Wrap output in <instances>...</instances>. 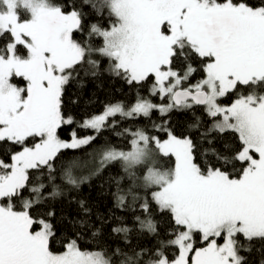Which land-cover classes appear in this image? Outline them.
<instances>
[{
    "label": "snow or ice",
    "instance_id": "1",
    "mask_svg": "<svg viewBox=\"0 0 264 264\" xmlns=\"http://www.w3.org/2000/svg\"><path fill=\"white\" fill-rule=\"evenodd\" d=\"M92 7L107 9V27L91 24L86 29V14L76 0H0V144L18 148L8 150L7 162L0 159V202L7 201L0 203V264H249L247 254L254 249L264 256V0H102ZM85 30L102 37V47L73 38ZM94 53L107 57L108 71L129 85L142 86L154 78L149 96L167 103L137 93L130 106L109 103L82 122L66 115L65 86L78 78L85 63L96 75L101 62L91 59ZM198 58L207 62L203 77L193 84ZM17 78L20 84L13 82ZM233 93L238 94L230 104L218 102ZM199 107L202 115L189 125L199 141L191 131L177 135L164 120L153 125L159 134L124 128L116 135L130 136V147L106 142L99 153L101 168L121 164L130 183L124 191L117 181V207H128L126 198L138 204L145 215L135 217L141 229L159 235L153 211L168 214L174 258L158 252L144 261L140 252L127 254L119 246L111 255L99 246L81 250L80 237L97 238L107 223L99 214L93 220L84 200L77 217H61L71 230L64 250H50L58 236L52 223L56 212L50 209L36 220L30 209L62 195V186L54 181L55 163L64 150L90 147L122 120ZM74 124L68 139L61 138L58 130ZM78 130L91 134L82 136ZM229 131L238 134L239 143L215 147L213 134ZM204 143L208 147L199 152ZM169 156L175 158L174 167H159L158 159ZM80 159L72 158L63 169L61 179L69 191L87 179L73 174L87 164ZM30 170L39 173V183L28 188ZM48 185L52 191L46 193ZM25 189L34 196L17 211L13 201ZM34 225L38 230L33 231ZM131 231L127 226L111 229L126 241ZM196 235L203 247L195 246Z\"/></svg>",
    "mask_w": 264,
    "mask_h": 264
},
{
    "label": "trees",
    "instance_id": "2",
    "mask_svg": "<svg viewBox=\"0 0 264 264\" xmlns=\"http://www.w3.org/2000/svg\"><path fill=\"white\" fill-rule=\"evenodd\" d=\"M92 3L100 4L102 0H89L85 3L84 0H76V5L81 8L86 14L84 20L85 28L91 24H99L101 27H107L110 23L109 14L107 9H96L92 7ZM26 17V16H25ZM114 19V18H113ZM74 39L78 42L87 41L93 48H99L103 45V38L99 36H89L87 30L84 32H75ZM91 59L100 61L99 71L95 76L92 75V69L87 63L77 70L78 78H74L65 86L63 100V111L66 115H72L77 121L84 119L85 115H91L100 112L105 105L109 103L123 102L127 105L132 104L137 96V93L145 97H150L148 89L151 87L154 78H149L142 86L129 85L125 80L116 77L113 73L108 71L110 64L107 57L101 56L99 53H94ZM198 58L194 63V67L197 71L190 78V83H195L203 77L202 67L203 63ZM77 73H74V77H77ZM13 82L20 84L21 81L17 78ZM239 91H243L242 89ZM238 93L229 94L226 97L219 98L218 102L221 104H229L236 98ZM154 101H159L161 98L159 96L150 97ZM167 102V100H162ZM203 108H194L190 111H173L169 115L161 116L158 111H153L150 117H137L135 120L121 121L120 125L115 128L114 131L105 130L99 137L94 141L90 147H85L81 150H64L63 154L60 156L55 163L56 179L55 184L62 186V195L54 199L49 198L45 202L35 205L30 209V215L34 219L39 220L41 216L54 209L56 212L55 219L52 223L58 232L57 239L50 243V250L54 253H60L64 250L63 244L65 243V237L71 238V230L69 229L66 222H61V217L74 218L77 217L79 209V201H86L87 206L91 209L92 218L95 220L96 216L102 215L107 218V223L103 227L102 233L97 237L93 238L89 235H82L78 241L81 250L84 251H94L98 250L99 247L109 249V255H111V250L116 247H120L122 252L131 254L132 250L141 253V259L144 261L153 258L158 252H163L170 259L174 258L176 254V249L168 244V241L172 239L170 235L171 229L168 227L169 217L168 214L160 215L158 212L153 211V218L158 223L159 235L150 234L146 229H141L139 222L135 220L136 216H140L141 219L145 218V215L139 209L138 204L132 205L130 198H126V203L129 205L125 208L117 207V201L115 194L117 193V181H119L120 188L124 191L127 190L130 181L127 175L124 173L121 164L115 162L112 164L105 165L101 168L100 165V155L99 153L106 146V142H111V144L125 147L126 145L130 147L128 142L130 141V136L116 135L117 132H121L124 128L130 129H147L151 134H159L153 128L154 124H160L164 120L170 121L171 128L176 132L177 135H188L191 131L189 125L196 122V117L201 116ZM116 119H120L117 117ZM207 119V118H205ZM207 126V125H206ZM76 128V125L72 127L62 126L58 130V134L63 139H68V133ZM204 129L202 128L201 131ZM79 134L86 136L91 134L90 131L78 130ZM192 138L199 141V134L195 131H191ZM216 137L215 147L222 148L224 145L229 147L238 144V134L229 131L227 134H213ZM210 139L213 137H209ZM31 143V141H30ZM208 147L207 143L201 144L199 152H203L204 148ZM18 150L10 143L0 144V159L9 160L10 152ZM91 154V155H89ZM80 157V163L87 161L85 167H78L73 170V174L77 177H87V179L80 185L79 188H72L70 191L67 186L64 185V181L61 179L63 169L67 166L68 162L74 158ZM201 159L198 153V160ZM174 157H163L158 159L157 164L161 168H171L174 167ZM97 169H100L98 174ZM231 170V169H229ZM46 171V170H45ZM39 173L35 170H30V176L32 181L29 183L28 188L34 186V184L39 183L36 177ZM139 175V172H137ZM45 183H47L45 181ZM47 192L52 191V186L48 185ZM120 194H123L121 192ZM34 194L30 193L28 189H25L23 195L20 199L13 201L15 210H22V203L24 199L33 198ZM0 203L6 204L7 201ZM117 226H127L132 231L129 233L127 241L125 240L124 234H113L111 229ZM38 230L34 225L33 231ZM196 240L195 246L204 245L199 241V236H194ZM125 244H130V247H126ZM139 245L140 247H136ZM259 242H256V248H260ZM144 249L141 252V249ZM150 250V251H149ZM245 255L246 253H241ZM248 255L249 264H259V260L264 258L259 251L255 249ZM118 264V260H117Z\"/></svg>",
    "mask_w": 264,
    "mask_h": 264
},
{
    "label": "rangeland",
    "instance_id": "3",
    "mask_svg": "<svg viewBox=\"0 0 264 264\" xmlns=\"http://www.w3.org/2000/svg\"><path fill=\"white\" fill-rule=\"evenodd\" d=\"M24 18H27V17H24ZM14 83H15V82H14ZM193 84H194V83H193ZM148 98H150V97H148ZM150 99H151V98H150ZM152 100H153V99H152ZM134 102H135V101H134ZM134 102H133V103H134ZM153 102H154V103H157V104H159V103H167V102L162 101V100H159V101H154V100H153ZM133 103H132V104H133ZM113 104H114V103H113ZM229 104H230V103H229ZM130 105H131V104H130ZM130 105H129V106H130ZM222 105H227V104H222ZM103 109H104V108H103ZM103 109H102L100 112H102ZM100 112H98V113H100ZM81 122H82V120H81ZM65 139H66V138H65ZM174 160H175V158H174ZM174 163H175V162H174ZM172 238H173V237H172ZM194 239H195V238H194ZM217 239H218V242H220V243L223 242V241L220 240L219 238H217ZM199 241H200V239H199ZM203 246H204V245H198V246H196V247H203Z\"/></svg>",
    "mask_w": 264,
    "mask_h": 264
}]
</instances>
